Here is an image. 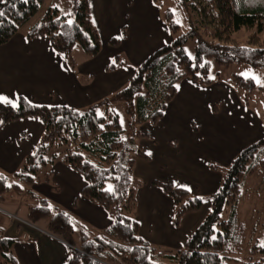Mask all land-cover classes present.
I'll return each instance as SVG.
<instances>
[{
    "label": "trees",
    "instance_id": "obj_1",
    "mask_svg": "<svg viewBox=\"0 0 264 264\" xmlns=\"http://www.w3.org/2000/svg\"><path fill=\"white\" fill-rule=\"evenodd\" d=\"M186 11V28L180 26L169 8L164 21L171 41L150 53L135 67L128 84L114 93L123 101L129 122L154 125L173 98L178 83L184 79L210 85L217 76L214 66L245 63L264 70V0H177ZM43 0H0V45L29 20ZM71 19L49 9L26 33V38L46 36L53 50L73 71L74 46L87 56L100 50L97 29L89 15L87 0H71ZM243 30L237 38L235 32ZM193 45V55L185 53V44ZM118 45V39L108 41ZM114 56L105 66L113 71L122 66ZM233 86L249 94L254 82L250 77L234 74ZM92 104L84 109L65 105H37L19 98L15 106L0 102V123L23 118H37L43 129L32 152L11 175L0 171V204L9 197H20L27 187L38 181V174L55 162L78 173L85 184L80 195L103 209L110 223L93 234L72 214L51 206L31 190L27 193L36 204L25 207L23 221L43 224L48 234L66 244L67 264H264V221L254 239L240 218L238 208L243 199L244 182L256 171L264 170V136L241 148L227 165L218 188L207 196L208 213L193 229L183 245L175 250L156 249L141 239L135 220V191L141 182L133 175L136 159H147L133 141L143 137L136 131L128 136L113 110L102 114ZM106 108V107H105ZM54 151L49 158L46 155ZM211 169L217 165L208 164ZM48 172L43 176L47 181ZM152 184L173 203L171 223L177 226L186 213L196 212L205 197L160 181ZM4 213L0 207V215ZM224 215V216H222ZM14 240L4 235L0 226V264H18L12 252ZM238 254L239 259H236ZM235 257V258H234Z\"/></svg>",
    "mask_w": 264,
    "mask_h": 264
},
{
    "label": "crops",
    "instance_id": "obj_2",
    "mask_svg": "<svg viewBox=\"0 0 264 264\" xmlns=\"http://www.w3.org/2000/svg\"><path fill=\"white\" fill-rule=\"evenodd\" d=\"M146 2V6L138 8L141 11L139 17L152 20L155 30L152 34L143 33L145 44L139 46V51L142 47L145 49L142 59L140 57L143 54L136 58L137 48L132 47L136 65L154 50L169 43L172 38L164 21V9L167 7L157 6L154 0ZM87 4L91 22L98 32L99 52L91 59L80 60L79 65L73 57L75 67L71 71L53 50L46 36L26 38L27 31L39 19L28 30L22 33L16 31L7 42L0 45L1 103L15 106L19 98H23L37 105H65L79 109L90 106L95 100L118 89L110 83L112 76L107 73L112 71H106L105 66L114 56L120 57V52H127L128 55L131 53L130 37L132 33L139 35L140 29H133L137 26V19L129 18H137L136 14L124 13V17L130 20L126 23L127 28L125 24H121L117 30L118 36L114 34L103 39L101 26L93 21L91 14V7L95 2L87 0ZM98 4L103 5L102 2ZM141 9H146L147 12L150 10L149 15ZM106 13V10L97 11V17L107 18ZM112 38L118 39L117 46L108 44ZM102 44L104 49L106 46L110 48L105 58H100ZM228 92L226 94H229L230 102L225 108L224 103H221L211 89L184 78L178 83L173 98L166 105L159 120L154 125L141 123L148 126L147 129L138 131L144 136L133 139L135 144L139 140L142 142L138 146L142 147L141 150L147 156V159H136L133 166V175L141 182L135 191L137 233L156 249L180 248L205 217L204 211L208 213L210 202L207 196L221 182L217 170L211 169L208 164L228 165L241 148L264 136L261 135V126L256 116L241 107L231 90ZM214 102L218 104L213 108ZM42 129V123L37 118L0 123L1 172L8 175L21 166L25 156L37 144ZM46 172L47 181H43ZM38 176V181L27 187L24 196L31 199L27 191H33L45 198L51 206L75 216L93 234L110 223L111 219L103 209L80 195V189L85 182L67 165L55 162L40 171ZM154 180L205 198L196 212L184 214L177 226H173V203L152 184ZM9 198L6 204L11 208H2L4 213L0 215V226L3 227L4 235L14 240L12 252L17 263L67 264V248L64 242L45 232L43 224L37 227L22 221L25 207L31 201L23 203L17 196ZM18 208L24 214L15 220L12 218L13 213L8 210L17 211Z\"/></svg>",
    "mask_w": 264,
    "mask_h": 264
},
{
    "label": "rangeland",
    "instance_id": "obj_3",
    "mask_svg": "<svg viewBox=\"0 0 264 264\" xmlns=\"http://www.w3.org/2000/svg\"><path fill=\"white\" fill-rule=\"evenodd\" d=\"M91 1L95 2V5L91 7V14L93 17V21L95 20L97 23L100 24L101 30H102L101 35L103 39L110 35H114V34L118 36L117 30L119 26L121 24H125V27L127 28V24L128 22H130L129 19H137V26L133 27V29L134 28H136L137 30L140 29V31H138L139 35L132 33L130 37L129 47H130L131 53L128 55L127 52H125L127 56L123 52L119 53L120 59L123 62V65L118 67L116 70L107 73L108 75L112 76L110 83H112L114 87L117 86L118 89L115 90L113 93L105 97H102L101 99H98L97 101L95 100L92 103L96 105L95 110L97 111V113L102 114L105 109L115 111L116 114L118 115L120 123L125 129L126 134L128 136H131L136 131L141 132V130L147 129L148 126H143L147 124L137 125L134 123H130L129 116L127 115L126 109L124 108V105H123V101L116 98V96H114V93L119 91L123 87H125L128 84L131 76L134 74L135 67L137 64L135 63L137 62L135 59V56L136 58H139L141 54H143V52L145 51L144 47H142L141 50L139 51L140 44L141 45L145 44V41L144 39H142V37L143 36L145 37V34H152L153 31L155 30L152 20L146 19L145 17L141 18L143 16L139 17V13L141 11L138 8L139 6H146L147 0H143V2L141 0H105V1L91 0ZM99 2H102L103 5L98 4ZM154 3L157 6L161 5L163 8L167 7L172 11V13L174 14V17H176V20L180 26L179 32L183 31L186 28L187 26L186 25L187 22L185 18L186 11L182 3L178 2L177 0H154ZM53 6H55L57 9V15L66 16L67 21L71 19L70 17L71 6H72L71 0H43L41 6L38 8L36 13L29 20H27L22 26H20L17 32L22 33L28 30V28L32 24L38 21L45 14L48 8L49 9L54 8ZM102 10L107 11L106 13L107 18L97 17V11H102ZM141 10L146 15H149L150 13V10L148 12L146 9L144 10L141 9ZM93 11H96V13ZM126 12L129 14L135 13L137 18L127 19L126 16L124 17V13ZM161 18H162V15H161ZM132 32H135V31L132 30ZM243 34H244V31L241 30L239 32H235L233 36L239 38ZM260 36L262 37V39H264V26H263V31L260 33ZM133 46L137 48L135 56H132L134 54V52L132 51ZM109 49L110 48L107 46L104 49L103 44H102L101 53H100V56L101 55L102 56L100 58H105L109 54V51H108ZM185 53L189 57L193 55L192 42L188 41L185 44ZM72 54L76 60L77 65H79V61L82 59H91V56H87L86 54H84L78 45L73 47ZM143 57H144V54L140 57V59H142ZM125 73L127 74L125 75ZM234 74H239L243 77L252 78L254 82V86L252 88V91L249 94L245 93L243 90L232 85L229 79ZM210 75L213 77L217 76V78L215 79L213 84H211L210 86H204V87L211 89V92L216 94V96L220 98L221 103H224L223 107L225 108L230 102L228 98L229 94H226V93L228 92V90L229 91L231 90V92L236 97L237 101L241 104V107H244L245 109L251 111L256 116L257 121H259L260 126H261V135H264V70L261 69L260 67H251L245 63L233 62L225 67L213 65L210 69ZM217 104L218 102H214L213 108ZM87 107L88 106L79 107V109H84ZM141 143L142 142L139 140L138 144L136 145L141 146L142 145ZM53 152L54 151H50L46 155V158H49ZM226 168H227V164H224V165L219 164L216 169L217 175H219L221 179L224 176ZM163 172L167 173L166 171H163ZM11 174L9 173L8 175H11ZM243 189H244L243 199L240 202L238 212H239L240 218H242V221L245 223V227H247L248 229V234L250 235L249 236L250 239H254L257 236V232L260 229V224L264 221V170L256 171L251 176L246 178ZM17 199H19L23 203L31 201L28 203H30L31 205L36 204L35 200L29 199L27 196H24V195H22L21 197ZM0 207L1 208L4 207L6 209L11 208L8 204H0ZM202 211L199 213H202ZM8 212L13 213L12 218L15 220L20 219L22 215L24 214V211H22L21 208H18L17 211L8 210ZM205 214H207L206 211H204V215ZM23 220L24 219L22 218V221ZM236 259H239L238 254H236ZM159 262L163 264H167L166 260H159ZM228 264H240V263H237L234 260V261L229 262Z\"/></svg>",
    "mask_w": 264,
    "mask_h": 264
},
{
    "label": "snow or ice",
    "instance_id": "obj_4",
    "mask_svg": "<svg viewBox=\"0 0 264 264\" xmlns=\"http://www.w3.org/2000/svg\"><path fill=\"white\" fill-rule=\"evenodd\" d=\"M4 15V13L3 12H0V16H3ZM0 99H2V98H0Z\"/></svg>",
    "mask_w": 264,
    "mask_h": 264
},
{
    "label": "built area",
    "instance_id": "obj_5",
    "mask_svg": "<svg viewBox=\"0 0 264 264\" xmlns=\"http://www.w3.org/2000/svg\"><path fill=\"white\" fill-rule=\"evenodd\" d=\"M13 217V216H12Z\"/></svg>",
    "mask_w": 264,
    "mask_h": 264
}]
</instances>
